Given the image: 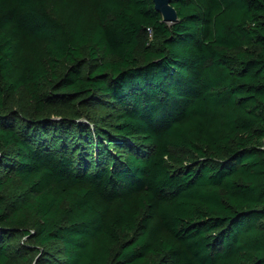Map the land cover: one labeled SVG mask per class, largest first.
<instances>
[{"label":"trees","instance_id":"16d2710c","mask_svg":"<svg viewBox=\"0 0 264 264\" xmlns=\"http://www.w3.org/2000/svg\"><path fill=\"white\" fill-rule=\"evenodd\" d=\"M173 7L0 0V264H264V0Z\"/></svg>","mask_w":264,"mask_h":264},{"label":"water","instance_id":"95a60500","mask_svg":"<svg viewBox=\"0 0 264 264\" xmlns=\"http://www.w3.org/2000/svg\"><path fill=\"white\" fill-rule=\"evenodd\" d=\"M174 0H153L155 10L161 15L164 23L175 25L180 22L179 14L173 7Z\"/></svg>","mask_w":264,"mask_h":264},{"label":"rangeland","instance_id":"374dc122","mask_svg":"<svg viewBox=\"0 0 264 264\" xmlns=\"http://www.w3.org/2000/svg\"><path fill=\"white\" fill-rule=\"evenodd\" d=\"M84 121H86V120H84Z\"/></svg>","mask_w":264,"mask_h":264}]
</instances>
